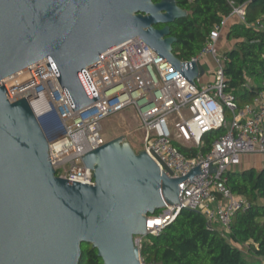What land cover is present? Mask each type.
Listing matches in <instances>:
<instances>
[{
	"label": "water",
	"instance_id": "water-1",
	"mask_svg": "<svg viewBox=\"0 0 264 264\" xmlns=\"http://www.w3.org/2000/svg\"><path fill=\"white\" fill-rule=\"evenodd\" d=\"M186 16L175 0H0V264H78L82 244L103 264H140L133 238L181 202L178 185L202 164L169 178L123 134L82 154L94 185L58 178L36 119L43 109L25 95L9 101L3 81L47 60L78 111L98 100L85 68L139 38L194 84L204 70L173 55L169 28Z\"/></svg>",
	"mask_w": 264,
	"mask_h": 264
},
{
	"label": "built area",
	"instance_id": "built-area-1",
	"mask_svg": "<svg viewBox=\"0 0 264 264\" xmlns=\"http://www.w3.org/2000/svg\"><path fill=\"white\" fill-rule=\"evenodd\" d=\"M232 24L264 29L259 22L247 25L245 6L231 4L230 15L212 28L199 54L182 62L201 65L202 59L211 58L215 68L205 83L201 82L206 74L202 66L203 75L191 84L134 38L99 55V61L85 68L98 100L81 110H74L47 60L8 78L20 83L23 91L6 95L9 101L25 95L31 108L39 107L41 115L49 117L42 131L56 176L92 185L93 172L82 164V154L107 142L101 135L104 119L132 109L142 150L169 178L182 177L202 164V174L192 178L196 182L187 179L178 185L180 203L164 204L158 215L147 217V235L158 236L183 210L199 212L208 227L228 234L233 217L248 211L251 204L226 186L227 174L236 171L245 156H264V83L250 103L239 106L225 81V58L218 55V42ZM218 130L223 134L207 154L186 157L174 145L198 150L203 138ZM142 240L133 238L139 251ZM140 264H147L141 256Z\"/></svg>",
	"mask_w": 264,
	"mask_h": 264
},
{
	"label": "trees",
	"instance_id": "trees-1",
	"mask_svg": "<svg viewBox=\"0 0 264 264\" xmlns=\"http://www.w3.org/2000/svg\"><path fill=\"white\" fill-rule=\"evenodd\" d=\"M159 1L153 0L154 3ZM175 2L187 13L186 18L169 25L170 36L176 39L172 53L181 62H189L199 54L212 28L230 15L231 4L245 6L247 25L257 22L264 24V0ZM163 27L154 26L155 29ZM224 36L233 44L230 50L222 54L225 58V81L238 105L243 106L255 98L264 83V29L232 24ZM222 134V130L209 133L198 150L174 145L186 157L198 152L207 154L212 142ZM226 186L234 195L245 198L251 204L248 211L233 217L228 234L208 227L205 217L199 212L183 210L158 236L147 235L142 240L141 258L147 264H264V204L261 203L264 201V166L228 173ZM158 214L159 211L154 215ZM241 248H247L250 259L245 257ZM78 264L103 262L96 250L82 244Z\"/></svg>",
	"mask_w": 264,
	"mask_h": 264
},
{
	"label": "rangeland",
	"instance_id": "rangeland-1",
	"mask_svg": "<svg viewBox=\"0 0 264 264\" xmlns=\"http://www.w3.org/2000/svg\"><path fill=\"white\" fill-rule=\"evenodd\" d=\"M220 52L221 51L219 49L218 55H221ZM201 66L206 72L201 82L205 83L206 80H211V73L212 70L215 68V65L211 58L206 57L201 60ZM101 126V135L107 142L124 134V139L130 144L131 148L135 153H138L142 150V135L139 128V122L138 119L135 117V113L132 109H126L120 114L113 115L104 119L101 123ZM259 158H261V156L257 155H249L243 157L241 165L237 168V171L241 172L243 170L255 168L258 164V160H260ZM262 204H264V201H262ZM241 250L243 251L245 257L249 258L247 255V248H241Z\"/></svg>",
	"mask_w": 264,
	"mask_h": 264
},
{
	"label": "bare ground",
	"instance_id": "bare-ground-1",
	"mask_svg": "<svg viewBox=\"0 0 264 264\" xmlns=\"http://www.w3.org/2000/svg\"><path fill=\"white\" fill-rule=\"evenodd\" d=\"M4 85L6 87V90L9 94H22L23 88L20 86V83L12 80V79H7L4 82ZM36 119L39 122V125L41 129H44L47 124H48V119L49 117L46 115H36Z\"/></svg>",
	"mask_w": 264,
	"mask_h": 264
},
{
	"label": "crops",
	"instance_id": "crops-1",
	"mask_svg": "<svg viewBox=\"0 0 264 264\" xmlns=\"http://www.w3.org/2000/svg\"><path fill=\"white\" fill-rule=\"evenodd\" d=\"M232 46H233V44L231 42L227 41L226 38H225V36H222L221 40L218 42V50L220 49L221 55L224 52L230 50L232 48ZM207 81H210V79L209 80H206V82ZM259 159L260 160H258V162H257L258 164L255 167L256 169H260V168H262L264 166V156H261V158H259Z\"/></svg>",
	"mask_w": 264,
	"mask_h": 264
}]
</instances>
